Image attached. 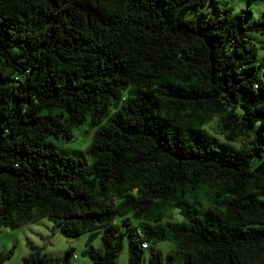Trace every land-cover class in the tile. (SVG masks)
Wrapping results in <instances>:
<instances>
[{
  "label": "trees",
  "instance_id": "1",
  "mask_svg": "<svg viewBox=\"0 0 264 264\" xmlns=\"http://www.w3.org/2000/svg\"><path fill=\"white\" fill-rule=\"evenodd\" d=\"M206 1L0 0V226L48 217L93 264L123 238L128 264L264 263V11Z\"/></svg>",
  "mask_w": 264,
  "mask_h": 264
},
{
  "label": "rangeland",
  "instance_id": "2",
  "mask_svg": "<svg viewBox=\"0 0 264 264\" xmlns=\"http://www.w3.org/2000/svg\"><path fill=\"white\" fill-rule=\"evenodd\" d=\"M219 8H230L231 13H243L244 23H250L253 19L261 16L264 11V0H219L216 2ZM208 0L200 9L207 10L210 8ZM193 16L188 13V17ZM251 36V44L256 49L257 57L255 60L260 69V75L264 78V32L252 31L249 33ZM92 127L87 122L76 127L73 130L74 138L71 141L62 140V138L53 139L54 143L60 145L62 148H74L76 150H83L86 143L91 139ZM176 219H180L181 215H174ZM120 219L117 221L119 222ZM136 222L133 219L132 223ZM86 233L77 236H65L56 227L54 221L48 217L41 216L34 221H28L18 227L0 226V251L9 250L8 257L0 264H15L18 263L22 256L29 250L30 246L38 247L43 252L56 255L59 258L67 259L71 264H93L89 257L83 253L86 246L84 241ZM101 233L92 235L90 243L95 248L101 247ZM169 241H158L154 244L155 248H163L164 251L172 247ZM76 254L68 255L67 249ZM70 252V253H71ZM149 248L144 249V256H147ZM116 264H128L127 260V245L126 240H122V250L117 253L115 257ZM264 264V263H261Z\"/></svg>",
  "mask_w": 264,
  "mask_h": 264
},
{
  "label": "built area",
  "instance_id": "3",
  "mask_svg": "<svg viewBox=\"0 0 264 264\" xmlns=\"http://www.w3.org/2000/svg\"><path fill=\"white\" fill-rule=\"evenodd\" d=\"M142 245H145V243L143 242Z\"/></svg>",
  "mask_w": 264,
  "mask_h": 264
}]
</instances>
